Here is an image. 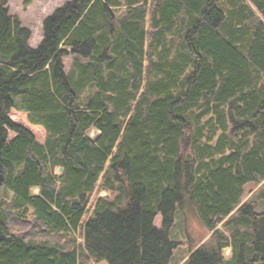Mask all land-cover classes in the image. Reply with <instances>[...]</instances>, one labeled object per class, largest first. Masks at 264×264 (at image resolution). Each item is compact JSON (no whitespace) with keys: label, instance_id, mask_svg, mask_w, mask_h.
<instances>
[{"label":"trees","instance_id":"trees-1","mask_svg":"<svg viewBox=\"0 0 264 264\" xmlns=\"http://www.w3.org/2000/svg\"><path fill=\"white\" fill-rule=\"evenodd\" d=\"M10 1L0 264H171L187 200L211 237L183 264H264V0H73L36 48Z\"/></svg>","mask_w":264,"mask_h":264},{"label":"rangeland","instance_id":"rangeland-1","mask_svg":"<svg viewBox=\"0 0 264 264\" xmlns=\"http://www.w3.org/2000/svg\"><path fill=\"white\" fill-rule=\"evenodd\" d=\"M73 0H11L9 3L10 13L18 16L22 26L32 32L30 46L36 48L43 39V25L48 16L56 9L62 7ZM74 57L69 56L64 59L66 73H69ZM11 119L27 129H29L36 140L45 142L46 131L40 126H34L29 122L28 113L13 110ZM16 135L10 133L13 139ZM59 172V171H58ZM36 192H38L36 190ZM103 195H106L105 193ZM255 196V197H253ZM253 199L258 204V211L264 209V183L260 186L248 185L244 201ZM162 217L158 216L155 224L161 227ZM211 233L204 227L199 212L194 205L187 200L184 207H178L176 223L171 231V239L180 243L174 253L171 264H183L189 253L196 246L209 240ZM226 257L230 256V250L225 252ZM93 264V263H90Z\"/></svg>","mask_w":264,"mask_h":264}]
</instances>
